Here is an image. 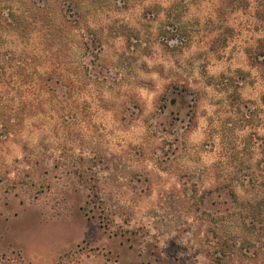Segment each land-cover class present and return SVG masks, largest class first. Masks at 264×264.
Returning a JSON list of instances; mask_svg holds the SVG:
<instances>
[{"label": "rangeland", "instance_id": "obj_1", "mask_svg": "<svg viewBox=\"0 0 264 264\" xmlns=\"http://www.w3.org/2000/svg\"><path fill=\"white\" fill-rule=\"evenodd\" d=\"M260 38L264 0H0V264H264Z\"/></svg>", "mask_w": 264, "mask_h": 264}, {"label": "trees", "instance_id": "obj_2", "mask_svg": "<svg viewBox=\"0 0 264 264\" xmlns=\"http://www.w3.org/2000/svg\"><path fill=\"white\" fill-rule=\"evenodd\" d=\"M253 49L255 50V56L252 53H250V57H252V60L258 62L260 57H264V38L258 39V43L256 47Z\"/></svg>", "mask_w": 264, "mask_h": 264}, {"label": "built area", "instance_id": "obj_3", "mask_svg": "<svg viewBox=\"0 0 264 264\" xmlns=\"http://www.w3.org/2000/svg\"><path fill=\"white\" fill-rule=\"evenodd\" d=\"M167 42H168L169 45H171L174 42L175 43L179 42V44L184 43V41L182 39H180L179 37H176V36H174V37L171 36V38L167 39Z\"/></svg>", "mask_w": 264, "mask_h": 264}]
</instances>
